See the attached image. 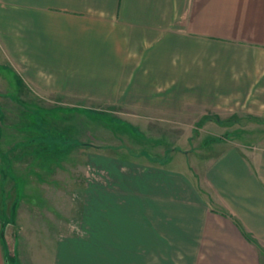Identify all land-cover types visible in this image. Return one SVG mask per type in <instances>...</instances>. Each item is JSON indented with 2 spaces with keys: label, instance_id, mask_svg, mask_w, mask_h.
Wrapping results in <instances>:
<instances>
[{
  "label": "crops",
  "instance_id": "obj_1",
  "mask_svg": "<svg viewBox=\"0 0 264 264\" xmlns=\"http://www.w3.org/2000/svg\"><path fill=\"white\" fill-rule=\"evenodd\" d=\"M0 55L25 86L79 103L167 119L196 90V105H248L264 121V0H0ZM217 143L195 173L171 157L113 159L135 180L107 193L109 222L53 243L52 264H76L78 246L100 248L83 264H264V126ZM8 233L0 220V264Z\"/></svg>",
  "mask_w": 264,
  "mask_h": 264
},
{
  "label": "rangeland",
  "instance_id": "obj_2",
  "mask_svg": "<svg viewBox=\"0 0 264 264\" xmlns=\"http://www.w3.org/2000/svg\"><path fill=\"white\" fill-rule=\"evenodd\" d=\"M189 91L194 96L183 113L174 99L167 104V119L132 105L79 103L25 86L0 55V181L7 173L0 220L9 230V264L55 263L53 243L83 239V225L99 224V215L109 222L114 208L107 193L137 176L129 168L116 170L113 159L139 155L146 164L171 157L195 173L211 156L210 146L254 140L264 126L248 105L217 111L193 103L197 91ZM232 117L238 121L228 123ZM101 204L109 214L101 213ZM75 256L76 264L99 262L100 248L78 246Z\"/></svg>",
  "mask_w": 264,
  "mask_h": 264
},
{
  "label": "trees",
  "instance_id": "obj_3",
  "mask_svg": "<svg viewBox=\"0 0 264 264\" xmlns=\"http://www.w3.org/2000/svg\"><path fill=\"white\" fill-rule=\"evenodd\" d=\"M218 120H219V118H218ZM228 121V123H234V122H237L238 121V119L237 118H235V117H232V118H230L229 120H227Z\"/></svg>",
  "mask_w": 264,
  "mask_h": 264
}]
</instances>
